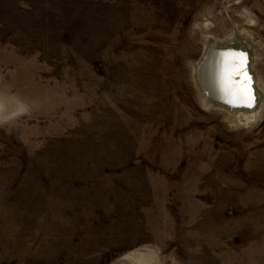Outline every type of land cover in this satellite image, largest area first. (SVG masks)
Listing matches in <instances>:
<instances>
[{"label":"rangeland","instance_id":"rangeland-1","mask_svg":"<svg viewBox=\"0 0 264 264\" xmlns=\"http://www.w3.org/2000/svg\"><path fill=\"white\" fill-rule=\"evenodd\" d=\"M237 38L250 122L193 77ZM263 91L264 0H0V264H264Z\"/></svg>","mask_w":264,"mask_h":264},{"label":"bare ground","instance_id":"bare-ground-1","mask_svg":"<svg viewBox=\"0 0 264 264\" xmlns=\"http://www.w3.org/2000/svg\"><path fill=\"white\" fill-rule=\"evenodd\" d=\"M228 43L229 44L224 45L222 42L217 41L215 39L208 40L205 43L203 57H201L199 62L195 65V68L193 67L194 68L193 77L195 79L197 88L201 94V97L205 103H207L213 107L225 109L228 112H231L233 114H237V115L239 114L240 116L245 117V119H248L247 121H249V118L253 114H255V112L257 110L256 107H257V104L259 102L258 99L260 97V95H259L260 91L258 89V88H260V86H258L257 79L255 78V76H253V74L250 71V55H252L251 54L252 51L250 50L251 53L249 54V52L247 50V49H249V45H247L248 42L245 43L241 39L237 38V39L232 40V42H230V40H229ZM230 43H232V44H230ZM226 47H233L235 49L239 48V49H243V50L248 52V55H249V71L253 77V89H254L255 99H256L255 107L253 109H250V110H229V109H226L225 107H223L217 103L212 102L213 100H211L212 99L211 96L215 95L216 89H221V91H223L225 93H228L226 91H229L230 89H232L230 86L231 85L230 81L227 80V77H226L225 65L221 66V74L218 73V70H217L218 58L216 57V54H214L215 50H217L219 48H226ZM261 89H263V87ZM253 119H254V117H253ZM113 264H127V263H126V260L122 259V260L114 262Z\"/></svg>","mask_w":264,"mask_h":264},{"label":"water","instance_id":"water-1","mask_svg":"<svg viewBox=\"0 0 264 264\" xmlns=\"http://www.w3.org/2000/svg\"><path fill=\"white\" fill-rule=\"evenodd\" d=\"M240 53H243L245 56L244 71H246L247 75L251 78L249 81V86L251 87L252 94L254 96V104L252 107H247L242 103L231 102L233 101V97L230 94V91H226L228 93H225L221 91V89H216L215 95L211 96L212 97L211 100H213L212 102L217 103L229 110H250L255 107L256 99L253 89V77L249 71V55L247 51L239 48L235 49L233 47L219 48L214 51V54H216V57L218 58L217 70L218 73L220 74H221V66L225 65L226 60L229 59L232 54H240ZM243 80L244 77L242 75L232 77V79L230 80V84H231L230 86L232 89L230 90L233 91L238 90L241 84L243 83Z\"/></svg>","mask_w":264,"mask_h":264},{"label":"snow or ice","instance_id":"snow-or-ice-1","mask_svg":"<svg viewBox=\"0 0 264 264\" xmlns=\"http://www.w3.org/2000/svg\"><path fill=\"white\" fill-rule=\"evenodd\" d=\"M238 62V63H237ZM245 56L243 53L232 54L225 62L227 80H231L234 76H243L244 80L238 90H229L233 97V101L242 103L247 107H252L254 104V96L251 87L249 86L250 77L244 71Z\"/></svg>","mask_w":264,"mask_h":264}]
</instances>
